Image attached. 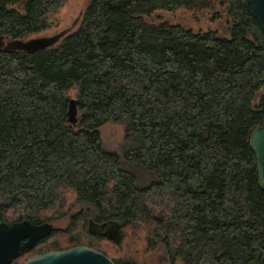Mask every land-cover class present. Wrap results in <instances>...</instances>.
<instances>
[{"label": "trees", "instance_id": "16d2710c", "mask_svg": "<svg viewBox=\"0 0 264 264\" xmlns=\"http://www.w3.org/2000/svg\"><path fill=\"white\" fill-rule=\"evenodd\" d=\"M67 1L0 0V36L53 29ZM216 1L231 18L227 39L141 17L210 0H90L54 47L0 50V223L52 224L56 235L11 264L78 246L114 264H143L157 247L170 264H264V192L249 146L264 124V34L243 0ZM121 122L120 157L99 129ZM89 219L117 222L120 240L89 234Z\"/></svg>", "mask_w": 264, "mask_h": 264}, {"label": "water", "instance_id": "95a60500", "mask_svg": "<svg viewBox=\"0 0 264 264\" xmlns=\"http://www.w3.org/2000/svg\"><path fill=\"white\" fill-rule=\"evenodd\" d=\"M243 7L259 23L264 34V0H243ZM68 30L49 37L29 39H6L0 36V50L4 52L36 53L54 47ZM75 105L71 101L69 122L75 123ZM249 146L256 159L258 186L264 192V124L254 127ZM53 232L52 224L33 225L22 221L12 225L0 223V264H11L20 254L31 250L36 244L48 238ZM87 232L111 242L120 240V227L115 221L101 224L87 222ZM22 264H114L108 257L91 248L78 246L63 251H51L28 259Z\"/></svg>", "mask_w": 264, "mask_h": 264}, {"label": "rangeland", "instance_id": "374dc122", "mask_svg": "<svg viewBox=\"0 0 264 264\" xmlns=\"http://www.w3.org/2000/svg\"><path fill=\"white\" fill-rule=\"evenodd\" d=\"M89 1L90 0H68L60 13L52 17V22L55 27L34 37H49L56 35L63 30H76L79 25L81 15ZM8 7L18 11L19 13H23V3H15L9 5ZM141 17L148 24L158 25L165 22L181 26L182 28L192 30L193 32L213 31L218 37L226 39L229 38V29L231 27V18L227 15L226 7L220 5L216 0H210L209 6L202 10L179 9L173 12L158 10L149 16L142 15ZM261 93L262 92L256 94V97L253 100V106L257 105L258 98ZM99 134L103 149L106 152L117 154L121 157L122 152L128 147L124 138L125 124L123 122L105 124L99 129ZM121 163L125 169H129L136 173L142 185L152 181V176L148 171L140 167L127 164L124 161H121ZM84 208L85 207L81 205L76 208L75 212H79ZM66 226V220L60 223H54L55 229L62 230L65 229ZM55 238L56 235L49 236L48 238L42 240L43 242L41 241L36 248L34 247L35 252L42 247H47ZM87 239L91 241L92 237L89 236ZM162 250V247H157L152 253L144 256L142 263L158 264L162 255Z\"/></svg>", "mask_w": 264, "mask_h": 264}, {"label": "flooded vegetation", "instance_id": "af4514ba", "mask_svg": "<svg viewBox=\"0 0 264 264\" xmlns=\"http://www.w3.org/2000/svg\"><path fill=\"white\" fill-rule=\"evenodd\" d=\"M158 262H159L158 264H170L168 256H167V254L165 253L164 250H162V255H161V257H160Z\"/></svg>", "mask_w": 264, "mask_h": 264}]
</instances>
